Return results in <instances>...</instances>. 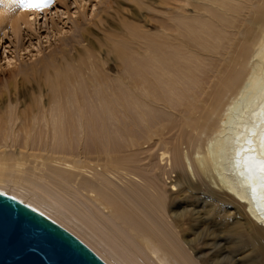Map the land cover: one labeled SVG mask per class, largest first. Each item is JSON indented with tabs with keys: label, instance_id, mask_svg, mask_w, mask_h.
Listing matches in <instances>:
<instances>
[{
	"label": "bare ground",
	"instance_id": "1",
	"mask_svg": "<svg viewBox=\"0 0 264 264\" xmlns=\"http://www.w3.org/2000/svg\"><path fill=\"white\" fill-rule=\"evenodd\" d=\"M111 1L81 0L91 6L88 19L85 6L81 10L76 7L72 18L67 0H0V39L6 30L10 31L19 48L33 37L28 30L39 16L59 8L60 15L67 16L66 21L70 22L69 30L63 33V27L58 28L62 21L51 22L52 33L58 38L55 44L48 46L50 50L45 59L41 58L23 70L11 69L4 77L6 82L18 85L40 81L41 77L51 89L48 115L46 111L43 113L40 104L35 106L41 118L40 121L38 117L35 119L43 126L34 119V123H29L31 119L26 116L20 130L24 144L10 145H19V154L32 158V163L45 161L44 174L35 177L44 179L45 186L66 199L65 202L72 200L71 204H78L75 208L86 210L106 233L118 236L117 241L129 252L134 264H199L198 261L200 264H264V0L259 6L249 0H163L161 13L155 19L150 18L158 23V26L155 24L158 31L154 34L136 31L130 38L126 34L129 41L122 38L125 36L120 37L122 45L117 44L120 35H115L113 38H117V42L114 39L111 50L107 51L114 58L111 56L110 62L107 58L101 62L92 50L86 47L87 50L82 51L84 55L79 47L87 29L98 25L97 20L106 14ZM190 1L196 4L193 5L196 9L194 15L187 14ZM30 3L41 6L29 8ZM119 23L121 25V21ZM80 54L85 57L78 56ZM77 57L81 59L78 65ZM55 61L66 64L55 66ZM115 67L117 76L109 77V69ZM48 124L53 128L55 139L59 140L64 139L67 131L86 129L92 133L94 141L97 127L101 125L106 126L107 133L112 129L119 131L126 154L116 169H98L96 166L94 173L88 166H78L79 162L69 163L65 153L60 152V143V151L56 153L58 159L50 154L37 157L33 152L40 153L35 149L38 146L32 143ZM107 126L112 129L107 130ZM4 135L1 138L6 141ZM1 138L0 143H3ZM93 141L92 145L86 146L91 148ZM165 144L172 145L170 155L161 147L163 151H160L159 158L163 161L172 159L169 164L172 161L184 168L173 184L170 183L172 191L181 187L177 190L178 195L191 188L199 193V186L191 180L196 173L204 183L208 182L213 192L222 193L230 200L231 204L223 210L225 213L237 209L234 215L231 214L232 226L228 228V220L227 226L221 228L218 225L222 230L217 226L211 228L208 236L212 239L203 253L187 241L189 250L194 254L198 252L197 261H193L159 218V222L151 218L154 215H150L152 210L148 211L157 201L163 204L165 196L160 192L158 180L151 174L149 165L143 163L142 156L145 150L148 152ZM90 150L83 156L109 158L116 155L101 154L102 149L97 151V147ZM6 163L0 162L5 170ZM13 165L8 166L14 170ZM176 165L173 166L178 167ZM84 168L94 176L88 177L91 180L79 176L87 173ZM4 169L0 170L3 180L8 176ZM115 174L130 178L136 187L131 186L133 189L125 191L115 188L107 178V175ZM36 202L30 206L23 204L75 236L105 264H115L108 254L93 249L71 230L64 222L66 216L64 219L60 216L53 218L56 217L53 211V215H47L51 212H45ZM242 209L246 223H243ZM175 223L173 227L179 229L180 224ZM217 229L220 236L214 234ZM225 233L237 237L233 242H227Z\"/></svg>",
	"mask_w": 264,
	"mask_h": 264
},
{
	"label": "rangeland",
	"instance_id": "2",
	"mask_svg": "<svg viewBox=\"0 0 264 264\" xmlns=\"http://www.w3.org/2000/svg\"><path fill=\"white\" fill-rule=\"evenodd\" d=\"M96 1L100 2V0H96ZM164 1L166 2V0ZM164 1L163 0H131V1L130 0H113L111 1V4L109 5V9L106 12V14L101 15L100 21L97 20L98 25L95 27L90 26L89 29H87V32L85 33V36L82 39L81 47H79V49H82L80 53H82V51L85 52V50L89 49V50H92L91 51L92 54L94 52V56H97L98 58H100L101 62L104 61L103 59H106V58H107L106 60L110 62L111 60L110 57L112 55L108 53L109 52L108 50L109 49L111 50L112 46L110 45L112 41H113L112 44H114L115 38L113 37H115V35L117 36L120 35L118 37L116 36L117 38H119L118 39L119 43L117 44L120 45L121 40L129 39L131 37V34L136 31L139 34L140 33L141 34H145V33L154 34V32L158 31V28H155L158 26V23L157 22L154 23L153 21L155 20H152L150 18L152 17L155 19L158 13H161L159 12V10H160V7H162L161 5H163ZM249 1L251 3L253 2V3L258 4V6L259 4L261 5L263 3L262 0H249ZM67 2H68L69 15L72 18L75 17V14H74L75 8L79 7L81 10L83 6H85V11H84L85 16L88 19L91 17V6H89L88 3H81V0H67ZM135 3L137 5H135ZM189 5H191L192 7L191 6L188 7ZM189 5L187 6V11H188L187 14L194 15L195 14L194 11L196 10L195 9L196 4L195 2L190 1ZM193 5H195L194 8H193ZM192 9L194 10L192 11ZM120 13H122L123 15ZM60 14H61V11L59 10V8H57L55 12L54 10H51L50 13L47 12L45 16H42V15L39 16L38 19H36V21L32 24L31 28L28 30V32L31 33L33 37H31L29 41L28 40L25 41L22 48H19L18 45L15 43L14 39L11 37L12 35L10 31L6 30L5 36L4 34L1 35V39H0V138H1V135L3 136V134H5L4 136H6L7 138H6V141H4L3 138H1L3 139L4 142L0 143L1 145L0 146V162L3 164L7 162L6 170L8 169V167L9 168L11 167L8 165H13L14 162L16 165H13L15 166L13 167L14 170L12 169V167L10 168L12 169L11 170L12 172H11L10 169L6 171L4 169L5 166L3 168L2 167L3 164H0V170L4 169V171L8 174L6 178L8 179V177L10 176L8 179L9 181L5 177H4L5 178L4 180L0 178V191H2L3 193L6 194V196H9L11 198L14 197V198L20 199L23 203L29 206L37 200L36 203H39V205L41 206V209L43 208L45 212L46 211L51 212L49 214L46 213L47 215L50 216V214L53 215V213H55L57 215L54 214L53 216H56V217H53V218H57V216L58 217L60 216V219L61 217L62 219H64L66 216L68 219L66 218L64 219L65 221L64 220L63 221L67 223V225H69L71 230L77 233L93 249L95 250L100 249L102 253L104 251V254L105 253L108 254L110 256L109 258H111V260L114 261L115 264L117 263L118 264H134L135 262H132L134 260L130 256L129 252L126 251V248L123 247V245H121L117 241L118 236H116L117 237L116 238L113 235L111 236L110 233L109 234L108 232L106 233V231L102 229V227H100L95 221L91 219V216L87 213L86 210H84L86 211V213H84L83 209L82 211L80 210L81 207L77 206L76 208H79V210L76 209L75 206L78 204H76L75 202L72 203V204H75L74 206H69V205H72L71 204V202H73L72 200L71 201L68 200V202H65L66 199L64 200L62 196H59L57 193L55 194L54 191H51V189L49 190L48 186H45L46 181L44 179L40 180L37 177H35V175L42 176L44 174L47 168L46 166L43 165L45 164V161L40 160L37 163H32L33 161L32 158L27 157V156L22 157L19 154V145L18 146L10 145V144H24V135L21 133L20 130L22 128L23 121L26 116H28L31 119L29 123H34V120H35L37 123L41 124L35 119V117H38L39 121L41 119L39 117V114L35 111L36 105L38 106L40 104V107L44 108L43 113L46 111L48 115L49 109L47 105H48V98L51 95V89L47 86L46 79L44 78L42 79L41 77H40V81H34L32 83H26L24 85H18V83L14 84L13 82H6L4 77H6L9 74L8 72L11 69H14V70L22 69L23 70L29 67L30 65L36 63L37 60L41 58L45 59V55L50 50V49H47L48 46L50 44H55V39L58 38L55 34L52 33L51 22L54 21L55 23H58L62 21L63 26L62 24L58 26V28L63 27L62 33L64 31L69 30L70 28V22L66 21L67 16H61ZM257 20H260V19H257ZM120 21H121V25L119 23ZM123 21L126 27L125 25H123ZM155 24H157V26ZM147 30L150 32H148ZM113 33H116V34H114L113 36ZM126 34H128L129 38H126L128 37ZM122 36H125V37H122ZM120 37H122L123 39ZM116 39H115V42H117ZM127 41L129 40H126V42ZM84 46H85V49L83 48ZM95 52L98 53V55L100 56L95 54ZM73 53L75 54L74 51ZM77 54H79V52ZM84 55L82 56L85 57ZM78 56H81V54ZM112 58L114 57L112 56ZM76 59H78V57ZM79 60L81 59L77 60L76 62L77 65L78 63H80ZM55 63L57 64L55 66H58L59 65L58 63L66 64V62H63V61H58V62L55 61ZM117 73L118 71L116 67L111 68L108 71V74L110 76L109 75L108 76L114 77V76H117ZM35 102L36 103L38 102V103L36 104ZM107 128H108L107 130L112 129L109 126H107ZM42 130L43 132L39 134L34 140V142L32 143V144H37L38 146L35 149L39 150L40 153H38L36 150L33 152L37 157H43V156L45 157L46 155L50 154L52 155V157L58 159L59 156L56 153L60 151L59 147L62 144L60 152L65 153L64 157L69 163L79 162L78 166H83V167L88 166L91 169L92 173L97 171L96 166H98V169L100 167L116 169L117 164L122 161L124 154H126L125 148L123 149V146H125V144H123L122 139H120L121 134H119V131L115 132V131H112L113 130L112 129L109 131V133H107L108 131H106V126L102 127L101 125L100 128L97 127V131L94 135V141L91 138L92 133L89 132V130L87 131L86 129H83L85 131H82V132H78V130L76 132H74L73 130H71V132L67 131V133H65L63 137L64 139L60 138V140L59 138L55 139V137L53 136V128L52 126H49V124L48 126L43 127ZM186 130H189V129H186ZM100 132H101V136H100ZM113 132H114V136L112 135ZM173 133L172 135H175ZM108 134H110L111 136L109 135L108 137ZM115 135L118 138H115ZM88 138H90V140ZM14 140H16V143H14ZM91 140L93 141V144H94L92 146L93 148L89 147L90 145H92ZM113 140H115L114 144H112ZM4 143L5 145L3 146ZM57 143H58V146H57ZM86 144H90V145L86 146ZM170 145L171 144H168V146L166 144L161 145V146H156L155 148H152L153 150L151 149L148 152H146L145 150V154H143L142 156V158L144 159L143 163L149 165L151 174H153L158 180V184H159L158 186L160 188V192L165 196V200L163 201L164 202L163 204H161L160 201H157V204H155L156 208L154 207L155 208L154 209L153 207H149L148 209L150 210L148 211L151 212L152 210L150 215L151 214L152 215L154 214V215L151 216V218L152 217L155 218L156 221L160 219V222L162 221V223H164V227L166 225V227L169 228V229L167 228L166 229L168 231H171L172 232L171 234L175 235L173 236L177 238L176 239L177 241L179 240L178 242H180V245L183 246L186 253L188 252V255L193 259V261L194 260L197 261L198 252L203 253L208 248L206 244H208L210 242L209 240L212 239V236H208L210 235V232L212 230L211 228L213 226H215V228L216 226L217 228H219V226L222 228L223 226H227L228 223H229L228 228L232 226V219H231L232 215L231 214L234 215L237 209L234 208L236 210L231 209L229 211H226V213L228 214L227 215L223 210L224 209L226 210L225 206H229L231 204L230 200L222 193H217V192L215 193V191L213 192L208 182L205 181L206 183L205 184L204 181H202L196 173H194L195 175L191 178V180L193 184L199 186L200 188L199 193L197 191H194V189L191 188L188 191L184 193H180L178 195L177 190H181L180 189L181 187H178L179 189L175 188V191H172L170 189V186L180 176V174L183 173L184 168L180 167L179 164H177L178 167H174L176 164H174V162L172 161H171L172 165L169 164L170 163L169 160H172V159L167 158L166 160L163 161L161 160V158H159L160 157L159 153L162 150V148L164 151L169 152L168 154L170 155V152H171ZM165 146L169 147L167 149L168 150L170 149V150L168 151ZM11 147L13 149H10ZM63 147L64 148L67 147V148L64 150ZM96 147H97V151L102 149V151H99L101 154L110 153V154H116V155H111V157L109 158H100V157L93 156V155H90L87 157L83 156L84 153H86L85 151H87L88 153L91 151L90 149H95ZM184 148H185V145L182 146V149ZM114 149L115 151L117 150L116 153ZM112 150L114 153H111ZM3 159L5 160L7 159L6 162ZM84 170H86L87 173H83L82 175H79V176L81 178H87L91 180L88 177L93 178L94 176H92V174L89 173V169L84 168ZM77 171L80 172L81 170L77 169ZM118 171L125 172V170H118ZM26 172H29L27 173L30 175L29 177L27 176ZM32 172H34V174ZM31 174L33 175L31 176ZM107 178L109 179L110 183L113 184L115 188L117 189L119 188L123 191L133 189L131 186L136 187L135 186L136 184L132 182L133 180L130 181V178L126 179L127 177H122L124 178L122 179L121 177H119V175L115 174L113 176L107 175ZM201 183L202 184L204 183V184L202 185ZM127 187L129 189H126ZM46 190L48 193H46ZM41 191L42 192L45 191V193L44 192L42 193ZM46 194H48L47 196L49 197H47ZM191 195L192 197H190ZM186 197L187 198L189 197L188 202L181 204V202H183L184 199H187ZM243 211L244 209H242L240 212L244 215L245 213ZM175 213L176 214L178 213L177 217L175 216L176 215ZM225 218H226L225 220L226 224L224 225L223 221ZM243 219H244V222L243 220L242 222L246 223L247 221H246L245 215ZM174 223L180 224L181 227L179 225H178L180 227L179 229L176 227H173ZM219 229H217L216 230L217 232L214 233L217 236L221 235V232L219 231L222 229L220 230ZM83 234L84 235L86 234L87 237H84ZM225 234H226L225 238L227 242H230V241L233 242L235 238L237 237L235 235L234 237L231 234L227 235L228 233H225ZM228 237L229 239H227ZM187 241L190 242L192 246L198 251L197 253L194 254L189 250ZM209 252L210 250L208 251V253ZM198 263L200 264L199 261Z\"/></svg>",
	"mask_w": 264,
	"mask_h": 264
},
{
	"label": "water",
	"instance_id": "3",
	"mask_svg": "<svg viewBox=\"0 0 264 264\" xmlns=\"http://www.w3.org/2000/svg\"><path fill=\"white\" fill-rule=\"evenodd\" d=\"M0 264H105L75 236L0 193Z\"/></svg>",
	"mask_w": 264,
	"mask_h": 264
},
{
	"label": "snow or ice",
	"instance_id": "4",
	"mask_svg": "<svg viewBox=\"0 0 264 264\" xmlns=\"http://www.w3.org/2000/svg\"><path fill=\"white\" fill-rule=\"evenodd\" d=\"M41 5L39 3H30L28 5L29 8H35V7H40Z\"/></svg>",
	"mask_w": 264,
	"mask_h": 264
}]
</instances>
